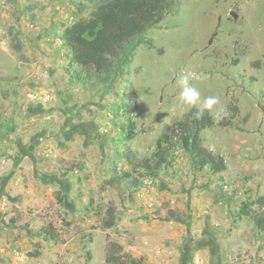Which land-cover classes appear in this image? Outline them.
<instances>
[{
    "label": "rangeland",
    "instance_id": "rangeland-1",
    "mask_svg": "<svg viewBox=\"0 0 264 264\" xmlns=\"http://www.w3.org/2000/svg\"><path fill=\"white\" fill-rule=\"evenodd\" d=\"M100 1L0 0V264H109L124 252L142 264H264V234L240 213L245 200L264 213V0H175L145 32L154 45L110 86L63 39ZM75 69L89 79L74 82ZM188 73L201 101L219 98L201 136L227 169L198 170L178 144L148 174L158 138L191 109L178 98Z\"/></svg>",
    "mask_w": 264,
    "mask_h": 264
},
{
    "label": "trees",
    "instance_id": "trees-1",
    "mask_svg": "<svg viewBox=\"0 0 264 264\" xmlns=\"http://www.w3.org/2000/svg\"><path fill=\"white\" fill-rule=\"evenodd\" d=\"M175 0H103L98 2L92 16L80 19L64 30L65 44L74 54V61L80 63L87 71H95L99 78H106L107 85L115 83L118 75L131 60L137 47L141 44L153 46V40L145 38V32L164 19L172 10ZM89 79L82 76L79 70L72 71V80L78 82ZM196 109L191 108L183 120L178 122V133L175 135L163 133L157 141V149L152 156L143 162L148 174L157 175L168 162V153L181 144L192 154L198 170L209 167L213 172L220 173L227 169L222 155L215 154L203 142L201 132L215 125L211 111L206 110L197 119ZM231 121L225 118V125ZM127 138L136 135V122L129 119ZM131 175L126 172L125 176ZM140 179L134 184L139 185ZM257 201L264 204V196ZM253 202L242 201L240 213L252 216L254 223L264 234V213L253 215ZM116 210L108 209L104 219V227L111 228L116 224ZM45 232L51 238L58 240L59 234L53 224L45 226ZM109 264H142V258H136L129 252L117 258L109 255Z\"/></svg>",
    "mask_w": 264,
    "mask_h": 264
},
{
    "label": "clouds",
    "instance_id": "clouds-1",
    "mask_svg": "<svg viewBox=\"0 0 264 264\" xmlns=\"http://www.w3.org/2000/svg\"><path fill=\"white\" fill-rule=\"evenodd\" d=\"M200 77L196 74L188 73L184 74L179 78L180 93L179 100H181L185 105L190 108H195L196 118L199 119L203 113L208 110H213V107L219 104V98L210 96L201 101V92L194 87L190 81L198 80ZM229 115L226 109L221 108L218 113H216L217 119H224Z\"/></svg>",
    "mask_w": 264,
    "mask_h": 264
}]
</instances>
